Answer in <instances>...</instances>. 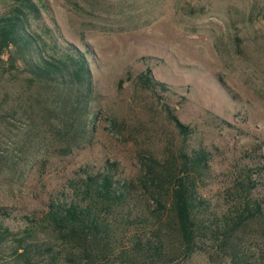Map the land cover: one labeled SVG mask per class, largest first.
<instances>
[{
	"label": "trees",
	"instance_id": "16d2710c",
	"mask_svg": "<svg viewBox=\"0 0 264 264\" xmlns=\"http://www.w3.org/2000/svg\"><path fill=\"white\" fill-rule=\"evenodd\" d=\"M61 42L33 0H12L0 14V51L12 49L10 69L44 90L40 102L24 92L0 99L1 177L19 178L56 142L70 154L94 130L87 53ZM135 82L165 90L148 68ZM166 112L182 136L192 132ZM262 147L232 164L219 206L200 192L212 179L211 152L203 147L165 161L145 157L135 178L120 177L114 161L79 166L44 210L16 225L0 205V264H174L196 252L225 264H264Z\"/></svg>",
	"mask_w": 264,
	"mask_h": 264
},
{
	"label": "rangeland",
	"instance_id": "374dc122",
	"mask_svg": "<svg viewBox=\"0 0 264 264\" xmlns=\"http://www.w3.org/2000/svg\"><path fill=\"white\" fill-rule=\"evenodd\" d=\"M11 1L0 0V14ZM33 1L61 43L87 53L90 109L97 115L89 140L70 154L56 142L19 178L0 176L9 225L44 210L48 197L85 164L114 161L120 177L135 178L145 157L165 161L203 147L211 152L212 179L200 192L219 206L232 164L246 162L243 156L256 145L264 155V0ZM11 52L0 51V99L24 92L42 101V87L10 69ZM147 68L165 90L135 82ZM167 108L190 134L178 132ZM174 264L225 263L196 252Z\"/></svg>",
	"mask_w": 264,
	"mask_h": 264
}]
</instances>
